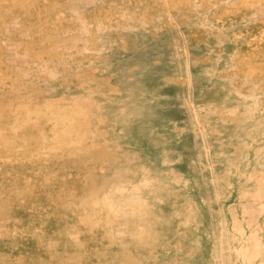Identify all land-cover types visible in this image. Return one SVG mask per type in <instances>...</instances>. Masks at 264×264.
I'll return each instance as SVG.
<instances>
[{"label":"rangeland","instance_id":"374dc122","mask_svg":"<svg viewBox=\"0 0 264 264\" xmlns=\"http://www.w3.org/2000/svg\"><path fill=\"white\" fill-rule=\"evenodd\" d=\"M0 264H264V0H0Z\"/></svg>","mask_w":264,"mask_h":264}]
</instances>
